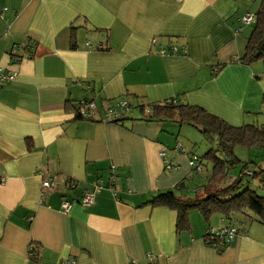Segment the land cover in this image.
I'll use <instances>...</instances> for the list:
<instances>
[{"label":"crops","instance_id":"0c3cea01","mask_svg":"<svg viewBox=\"0 0 264 264\" xmlns=\"http://www.w3.org/2000/svg\"><path fill=\"white\" fill-rule=\"evenodd\" d=\"M258 3L0 0V68L16 74L0 85V264H147L148 253L160 264H264V226L248 214L239 226L211 217L213 227L239 230L221 252L205 243L208 224L198 210L189 212L190 229L178 230L175 210L149 203L167 191L187 197L194 175L187 154L174 148L191 152V125L131 111L120 123L102 120L127 99L199 106L235 126L262 121L255 113H264V64L235 61L253 26L240 18ZM83 101L97 105L87 120L76 117ZM162 146L176 169H165ZM113 166L117 194L104 187L82 206ZM48 175L59 184L45 191ZM64 198L74 201L68 213Z\"/></svg>","mask_w":264,"mask_h":264},{"label":"trees","instance_id":"16d2710c","mask_svg":"<svg viewBox=\"0 0 264 264\" xmlns=\"http://www.w3.org/2000/svg\"><path fill=\"white\" fill-rule=\"evenodd\" d=\"M255 14L256 24L254 25L253 33L248 38L245 53L243 57L235 60L244 65H250L256 62H262L264 64V0H261L259 10ZM81 103L79 102V105ZM78 106L76 109V117L77 119H81L82 117L78 113ZM131 106L132 110L133 108H139L140 115L143 119L151 121L167 120L176 117L179 122L199 129L203 138L208 142L217 141L216 148H211L205 155L206 158H210L214 163L212 176L207 177L206 185L200 191L198 190L199 193L198 191L196 192L194 198H182L175 191H167L154 196L149 201L153 206L168 207L175 210L177 212L178 230L190 229L189 212L191 210L199 211L208 224L206 230L209 227H213L209 222L214 214H222L233 222L234 218H238L241 221L242 219H239L242 216L241 214L251 212L254 215V219L251 216L250 218L264 226V197L257 194L250 187L236 192L242 184L243 174L235 178L229 176L230 170L236 166V163L241 161L234 153L236 146L240 145L264 150V113H255L256 115L259 114L262 116V121L260 122L235 126L199 106L176 104L174 100H169L164 103H153L148 106L144 104L136 106L131 104ZM146 107H149L150 112H145ZM126 117L114 122L120 123ZM85 120L87 119L85 118ZM200 160L203 164L202 159ZM251 163L257 164L254 161H251ZM251 163L246 162L245 168ZM260 169L263 172L262 168ZM204 170L206 171L205 166L203 167ZM256 174V172L248 171L244 175L249 178H254L259 175ZM65 182L66 185L74 183L70 179H66ZM204 241L207 245L216 247L221 252L227 247V245L222 243V239L218 237L211 238L206 236L205 233ZM220 244L225 246L219 247ZM30 247H32L29 251L32 252L31 259H38V245L32 243Z\"/></svg>","mask_w":264,"mask_h":264},{"label":"built area","instance_id":"2783aa9c","mask_svg":"<svg viewBox=\"0 0 264 264\" xmlns=\"http://www.w3.org/2000/svg\"><path fill=\"white\" fill-rule=\"evenodd\" d=\"M240 22L243 25L254 26L256 24V14L247 12L240 18ZM169 50L173 53L178 52V49L175 46H171ZM166 52H167L166 50L162 51V53H166ZM15 76H16L15 73L13 74L3 73V70L0 68V85H4L9 81L14 80ZM96 111H97V105L93 101H83L78 109L79 116H81L82 118H92L95 115ZM130 111H132V106L131 104H129L127 100L119 101L116 107H109L104 111L105 114L102 120L106 122H114L119 120L120 118L126 117L130 113ZM145 112L146 113L150 112L149 107H146ZM167 150H168L167 147L162 146L159 151V156L164 161L165 169L166 170L176 169L178 167L176 163L173 160H168L166 158ZM174 150L187 154L188 164L191 169V175L200 174L203 172L204 166L201 163L200 158L196 154L187 152V150L183 147L181 143H177ZM114 168H115L114 166L111 168V173L107 184L106 182H104L103 179L99 178L93 184L92 191H88V192L86 191L82 195L80 199V203L82 204V206L84 207L91 206L95 201L96 194L100 192V190H102V188L104 187H108L109 189H111L114 195L117 194L121 186L119 183L118 175L116 174ZM58 184L59 183L53 176L48 175L44 177L42 182V187L43 190L45 191L53 190L57 187ZM73 203L74 201H69L64 198L61 203V210L64 213H68L71 210ZM31 219L32 217H30V220ZM238 233L239 230L235 226H224L218 228L209 227L205 231L206 236H209L211 238L218 237L222 239L223 240L222 243H224L227 246L235 241ZM225 245L220 244L219 247H224ZM31 248L32 247H30V250ZM29 253H30L29 255L32 256V252ZM146 259L148 262L147 264H160L158 257L155 254L148 253L146 255ZM70 263H75V261L72 259L70 260ZM126 264H137V263L130 261Z\"/></svg>","mask_w":264,"mask_h":264},{"label":"rangeland","instance_id":"374dc122","mask_svg":"<svg viewBox=\"0 0 264 264\" xmlns=\"http://www.w3.org/2000/svg\"><path fill=\"white\" fill-rule=\"evenodd\" d=\"M258 2L260 6L261 0H258ZM258 10L259 8L256 9V11L254 12L257 13ZM250 30H251V33H250V36H251V34L254 31V26H252ZM134 105L136 106V104ZM131 113L133 115L135 114L137 115V114H140V110L139 108H137L131 111ZM186 127L194 133L193 137L195 138V139H192V142H188V145L191 148L190 149L191 152L188 150L187 152H190V153L193 152L200 159H202L203 165L205 166V169H206V171L204 170L200 174H195L194 176L188 178V180L186 181L187 186L184 189L183 194L187 196L188 198H194L196 196L194 191L200 188V186L204 185V181L205 179H207L206 177L212 176L214 163L210 158H206L205 155L211 148H216L217 141L215 140L213 142H208L207 140L203 138V135L198 129L192 126H186ZM234 153L241 161L236 163V166L230 170L229 176L235 178V177H238L240 174H243L242 184L236 190V192H240L243 189L250 187L254 189L257 192V194L264 197V150L248 148V147L238 145L235 147ZM251 161H254L257 164L255 165L251 163ZM246 162L251 163V164H249L245 168ZM260 168H262L263 172L261 171ZM248 171L256 172L257 173L256 175L258 174L259 175L255 176L254 178L246 177L244 174H246ZM247 214L253 217L254 219V215L251 212H247ZM233 222L234 224H237V226L241 225L240 220H238V218H234Z\"/></svg>","mask_w":264,"mask_h":264}]
</instances>
